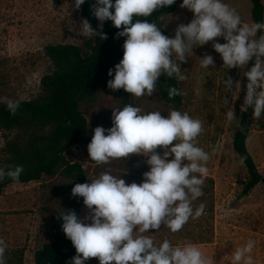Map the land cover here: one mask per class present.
I'll list each match as a JSON object with an SVG mask.
<instances>
[{
    "label": "clouds",
    "instance_id": "obj_1",
    "mask_svg": "<svg viewBox=\"0 0 264 264\" xmlns=\"http://www.w3.org/2000/svg\"><path fill=\"white\" fill-rule=\"evenodd\" d=\"M84 3L85 0H74L72 7L80 9ZM175 3L176 0H95L91 8L99 27L94 29L87 19H82V36L106 40L101 29L103 22L111 21L115 28L122 29L116 37H126L123 58L114 70L108 71L113 77L108 88L123 89L136 98L150 97L161 76L185 81L187 76L182 74L180 64L187 61L194 47L212 42L223 66L247 69L243 71L247 84L242 109L251 108L253 118L259 120L264 115V22H243L236 9L223 0H182L180 7L190 10L193 18L179 24L174 37L169 38L147 18ZM218 38L225 42H217ZM199 61L201 68L215 67L210 54ZM223 83L226 92L233 89L231 77ZM235 88H240L239 82H235ZM179 95L183 92L169 87V99ZM0 102L5 103L11 115L17 114L20 101L4 97ZM228 104L224 97V105ZM228 109L227 119L235 120L233 109ZM111 120V128L94 129L87 145L90 160L103 165L134 154L146 157L150 170L143 173L139 184L126 183L105 171L91 183L74 185L72 196L83 198L89 214L80 218L69 210L60 217L62 230L76 250L71 264H86L90 258H98L99 264H216L213 255L204 254L191 242L174 245L165 238L157 243L149 234V230L158 232L162 226L172 233L179 232L190 219H198L205 212L204 203L193 207V202L204 194L209 174L210 154L197 145L202 121L175 109L167 116L159 111L143 113L131 104L113 109ZM23 172L21 165L0 168V181L7 177L18 183ZM254 248L255 241L248 240L231 253L227 264H254ZM6 249V241L0 238V264H6Z\"/></svg>",
    "mask_w": 264,
    "mask_h": 264
},
{
    "label": "rangeland",
    "instance_id": "obj_2",
    "mask_svg": "<svg viewBox=\"0 0 264 264\" xmlns=\"http://www.w3.org/2000/svg\"><path fill=\"white\" fill-rule=\"evenodd\" d=\"M74 0H0V98L25 101L37 98L41 93V78L53 70V64L44 48L55 44H73L84 48L94 37L82 36L80 25L84 19L81 8L72 7ZM236 9L242 21L254 23L251 0H223ZM264 4V0H262ZM178 0L174 13L159 18V27L166 36L173 38L179 24H187L193 13L181 8ZM217 42L224 43L223 38ZM205 54L213 56L215 67H200L199 58ZM186 62L180 64L185 81H178L183 92L180 106L162 101L158 88L152 96L136 98L128 93L133 106L143 113L159 111L167 116L173 109L199 119L203 131L197 138V145L210 154L207 163L208 178L214 182L213 211L204 213L198 219H190L183 229L172 233L162 226L158 232L149 234L159 243L168 239L174 245L191 242L208 255H213L216 264H227L226 260L237 248L255 241L252 256L254 264H264V183L257 185L247 195L242 194V182L247 170L233 149V137L240 124L246 83L243 71L227 69L212 47V42L193 48ZM120 62V61H119ZM231 77L234 84L231 91H225L224 79ZM239 82L240 88H235ZM224 97L229 101L224 105ZM3 102H0V104ZM231 107L236 119L229 121L226 113ZM122 98L105 88L102 82L96 94L80 104V110L88 122V134L92 139L94 129L112 127L113 109H122ZM107 134V133H105ZM28 136L23 130L7 131L0 126V168H6L5 152L9 142L24 144ZM247 147L259 172L264 177V115L251 122ZM161 152V149H157ZM69 161L79 163L86 172V183L102 172L110 171L126 183H141L143 173L150 170L146 157L130 155L126 160L97 165L90 160L87 145L72 146L67 151ZM171 158V157H170ZM71 182L60 172L54 177L43 175L39 181L8 185L0 196V238L7 243L6 264H34V254L45 243L51 241L54 226L52 213H64L67 209L66 194H56L63 184ZM213 201V202H212ZM89 214L86 206L81 208V218ZM90 222V221H88ZM201 224L202 227L198 226ZM210 226V227H209ZM209 227V228H208ZM209 230L208 233L204 231ZM22 251V253H21ZM33 257V263H32ZM99 264L98 258H93Z\"/></svg>",
    "mask_w": 264,
    "mask_h": 264
},
{
    "label": "trees",
    "instance_id": "obj_3",
    "mask_svg": "<svg viewBox=\"0 0 264 264\" xmlns=\"http://www.w3.org/2000/svg\"><path fill=\"white\" fill-rule=\"evenodd\" d=\"M251 2L254 23L264 22L262 0H251ZM94 3L95 0H85L81 6V12L84 19H87L91 26L97 29L100 22L92 14L91 6ZM177 4L178 0L175 4L161 8L147 18L150 22H156L164 35L167 34L159 27V18L174 13ZM120 30L122 29L115 28L111 21L103 22L101 31L108 38L101 40L97 36L86 42L84 44L86 52L84 48L73 44L46 46L45 54L52 62L53 70L41 78L42 94L35 99L20 101V107L15 116L9 113L5 103L0 104V126L7 131L23 130L28 136L24 144L9 142L6 145L5 170L8 166H23L24 172L18 183L39 181L43 175L54 177L60 172L71 183L63 184L61 191L56 194H66V211L73 210L80 218L81 208L85 206L83 198L73 197L71 189L76 183H86L87 176L81 164L73 163L67 157V151L72 146L88 145L91 141L88 134V122L80 110V104L92 98L100 84L104 82L108 91L120 95L123 107L129 104L133 105L128 93L123 89L113 91L107 86L108 81L113 78L108 75L109 69L114 70L115 65L123 58V43L126 37H116ZM248 67H251V63ZM244 82L247 84L246 77ZM169 87H176L181 91L175 78L161 76L157 83L160 99L166 103L180 106L183 96L179 95L169 99ZM253 120L251 108L243 111L240 124L233 137V149L247 170V178L241 183L243 195H247L257 185L264 183V177L259 172L247 147V138ZM12 183L17 182L7 177L0 181V196L4 189ZM213 186V179L206 177L203 186L204 194L193 202L194 208L204 203L206 205L204 213L213 211V203L208 204V201L213 199ZM62 214L58 212L51 214L54 233L51 236V241L45 243L41 249L35 252L34 264H71L76 250L62 230L60 219ZM198 226L202 227L201 224ZM205 232L208 233L209 230L204 231L203 234ZM22 258L23 254H21L19 264H22ZM86 264H94L93 258H90Z\"/></svg>",
    "mask_w": 264,
    "mask_h": 264
},
{
    "label": "crops",
    "instance_id": "obj_4",
    "mask_svg": "<svg viewBox=\"0 0 264 264\" xmlns=\"http://www.w3.org/2000/svg\"><path fill=\"white\" fill-rule=\"evenodd\" d=\"M12 184H14V183H12ZM11 185V184H10ZM32 263H33V257H32Z\"/></svg>",
    "mask_w": 264,
    "mask_h": 264
}]
</instances>
